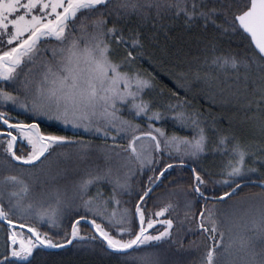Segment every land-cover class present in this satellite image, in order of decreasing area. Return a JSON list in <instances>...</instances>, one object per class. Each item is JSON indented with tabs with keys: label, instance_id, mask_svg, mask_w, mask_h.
<instances>
[{
	"label": "snow or ice",
	"instance_id": "obj_1",
	"mask_svg": "<svg viewBox=\"0 0 264 264\" xmlns=\"http://www.w3.org/2000/svg\"><path fill=\"white\" fill-rule=\"evenodd\" d=\"M177 22L201 29L208 70L191 80L187 72L173 74L185 95L169 90L164 99L163 89L153 94L155 77L140 64L156 62L158 37ZM236 35L248 40L243 52L221 47L224 36ZM201 82L206 99L240 103L245 120L264 133V0H0L4 164L35 168L57 148L75 149L62 167L42 169L43 180L32 172L0 176V264H33L37 254L95 246L98 237L117 264H264V178L249 210L222 220L219 207L252 174L264 177V143L257 151L231 131L230 120L221 127L194 106L188 94ZM41 118L102 142L42 131ZM169 120L190 134L169 133L162 126ZM18 140L31 151L18 154ZM209 156L215 171L202 167ZM174 165L181 173L189 167V183L170 179L169 199L148 209L152 190ZM146 171L134 191L136 174ZM217 186L227 191L209 195ZM172 246L176 258L167 259Z\"/></svg>",
	"mask_w": 264,
	"mask_h": 264
},
{
	"label": "trees",
	"instance_id": "obj_2",
	"mask_svg": "<svg viewBox=\"0 0 264 264\" xmlns=\"http://www.w3.org/2000/svg\"><path fill=\"white\" fill-rule=\"evenodd\" d=\"M160 47L157 49V54L155 56V63L153 62H142L140 67L147 72H150L155 77L156 89H154L153 94L156 95L160 92V89L164 90V99L170 95V91H177L179 97L183 98L185 93L184 90L178 88L176 81L173 78V74H178L181 71L187 72L189 79H194L199 71L202 75L203 71L208 70L207 66L203 64L205 56V39L201 35V29L197 27L186 28L182 22H177L171 27V30L167 35L163 33L158 37ZM248 44V40L240 35L236 36H224L221 41V47H230L232 49L239 50L243 52ZM165 49L164 53H161L160 49ZM188 99L191 100L192 104L198 107L203 112H211L212 116L216 117L220 126L224 128L229 127V120L231 121V131H234L246 142L251 143L252 147L257 151L260 145L264 143V133L258 128H254L251 121L245 120V112L242 110L241 105L234 107L233 105L230 109L224 110L218 104H213L211 100L206 99L203 92L199 87L196 86L189 94ZM127 115V113H124ZM13 116H18L20 119H27V114L20 111H13ZM250 115V114H249ZM41 130L45 132H54L58 135L76 136L83 137L85 140H90L93 144L101 143L97 137L87 134L82 128H73L71 125H64L56 120H49L47 118L40 119ZM137 123L145 124V121L137 120ZM166 130L171 133L173 130L181 132V134H190L185 130L180 129L178 126L174 128L172 122L166 121L163 125ZM3 139V136H0ZM119 144L126 145V140L118 141ZM6 146V145H5ZM14 150H17L18 154L28 152V148L23 145L20 141L16 143ZM68 154L74 158L75 149L72 146H66L65 148H57L54 153L48 155L41 164H37L35 168L19 167L22 162H12L11 164H4V153L3 149L0 148V176L5 174H15L19 172L28 173L32 172L38 176L41 180L44 179L42 169L47 170L49 168L56 169L58 166L62 167L65 164L64 155ZM259 154V152H258ZM9 160L11 158L9 157ZM165 162H169L167 156L164 157ZM216 163L218 164L220 157H215ZM213 158L209 156L202 162V167L212 168L215 171L216 164L212 163ZM251 162V161H250ZM259 167V165H255ZM163 167V164L160 165ZM151 173L146 171L143 174L137 173L136 178L133 180L134 191L139 188V182L146 183L147 176ZM190 169L187 165L184 166V171L181 173L179 171V166L174 165L173 169L169 170L165 175L163 182L159 187L152 190L151 196L147 199V208L155 210V206L166 202L169 197L167 195L168 190L173 186L168 183L170 179H174L178 184L187 186L189 183ZM264 177L260 176L257 172L252 174L247 185L241 187L240 191L236 193L235 196L231 198H226L222 205H219L220 209L227 213V218H231L233 213L239 215L244 213L246 210L250 209V206L255 202L252 198L254 195L261 192L258 186V180ZM95 188L92 192H95ZM220 191H227V188H219L211 190L209 195L219 196ZM135 199L138 197H131L130 206L135 207ZM201 204L203 201L200 202ZM199 207V205H197ZM184 212L183 207L179 209V214L182 216ZM81 215H84L83 210L80 211ZM67 221V217L65 218ZM71 219H75L72 216ZM4 222H0L2 225ZM67 228L70 231L71 225L67 224ZM48 226L45 225L42 231H46ZM26 231V229H22ZM85 231H90V229L85 228ZM56 230H53L55 232ZM61 233L63 229H60ZM194 239L192 236H188L184 241L185 246H187L188 241ZM101 238L98 237L95 246H78V245H65L61 249L50 250L46 254H37L33 264H117V259L106 254L99 246ZM163 248H168V245H162ZM4 248V229L0 226V252ZM173 252L169 253L167 259H175V246H172ZM163 259V257H162ZM187 261H192L193 256L184 257Z\"/></svg>",
	"mask_w": 264,
	"mask_h": 264
},
{
	"label": "rangeland",
	"instance_id": "obj_3",
	"mask_svg": "<svg viewBox=\"0 0 264 264\" xmlns=\"http://www.w3.org/2000/svg\"><path fill=\"white\" fill-rule=\"evenodd\" d=\"M195 78V77H194ZM197 87H199L201 89L202 87V82L200 84H197ZM217 104L218 106L222 107V109L227 110L230 109V107L233 105L234 107L241 105L240 103L234 101V100H230L228 103H222L220 101V98L217 97ZM19 141V140H18ZM23 145H25L28 148V151H31V147L27 144L26 140L20 141ZM16 146V144L14 145V147ZM221 210V209H220ZM221 212L223 213V211L221 210ZM227 217V213H225L224 211V215L221 216L222 220H225V218ZM24 231V230H22Z\"/></svg>",
	"mask_w": 264,
	"mask_h": 264
},
{
	"label": "water",
	"instance_id": "obj_4",
	"mask_svg": "<svg viewBox=\"0 0 264 264\" xmlns=\"http://www.w3.org/2000/svg\"><path fill=\"white\" fill-rule=\"evenodd\" d=\"M249 39H250V37H249ZM252 47H254V45L252 46ZM258 184V183H257ZM226 199V198H225Z\"/></svg>",
	"mask_w": 264,
	"mask_h": 264
}]
</instances>
